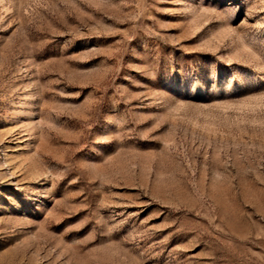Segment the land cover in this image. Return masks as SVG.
<instances>
[{
    "label": "rangeland",
    "instance_id": "obj_1",
    "mask_svg": "<svg viewBox=\"0 0 264 264\" xmlns=\"http://www.w3.org/2000/svg\"><path fill=\"white\" fill-rule=\"evenodd\" d=\"M0 264H264V0H0Z\"/></svg>",
    "mask_w": 264,
    "mask_h": 264
}]
</instances>
